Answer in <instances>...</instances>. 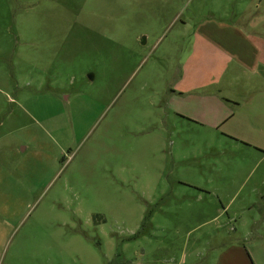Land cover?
I'll use <instances>...</instances> for the list:
<instances>
[{
	"label": "rangeland",
	"instance_id": "1",
	"mask_svg": "<svg viewBox=\"0 0 264 264\" xmlns=\"http://www.w3.org/2000/svg\"><path fill=\"white\" fill-rule=\"evenodd\" d=\"M209 7L0 0V264H167L194 242L204 260L251 230L206 182L227 143L170 100Z\"/></svg>",
	"mask_w": 264,
	"mask_h": 264
},
{
	"label": "crops",
	"instance_id": "2",
	"mask_svg": "<svg viewBox=\"0 0 264 264\" xmlns=\"http://www.w3.org/2000/svg\"><path fill=\"white\" fill-rule=\"evenodd\" d=\"M236 1L210 0L209 13L195 24L170 100L176 103L185 94L176 111L209 129V141L227 143L225 151L235 156L234 165L217 169L206 182L208 188L216 186L227 219L240 220L247 212L242 221L252 223L251 230L211 235L208 247L212 238L225 245L219 248L214 242L216 248L202 260L194 242L167 264H264V224L261 233L255 227L264 223V0H252L254 9L243 7V0L237 8ZM233 2L235 7L227 9ZM243 189L247 193L237 205L241 211L234 210L235 196ZM250 235L252 244H240V237Z\"/></svg>",
	"mask_w": 264,
	"mask_h": 264
}]
</instances>
